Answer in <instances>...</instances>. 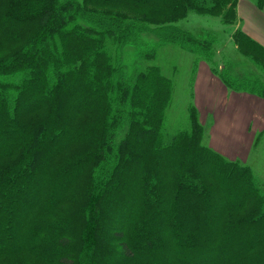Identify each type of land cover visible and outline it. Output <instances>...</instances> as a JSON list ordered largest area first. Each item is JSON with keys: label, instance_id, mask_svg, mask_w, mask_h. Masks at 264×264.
I'll list each match as a JSON object with an SVG mask.
<instances>
[{"label": "trees", "instance_id": "16d2710c", "mask_svg": "<svg viewBox=\"0 0 264 264\" xmlns=\"http://www.w3.org/2000/svg\"><path fill=\"white\" fill-rule=\"evenodd\" d=\"M237 1L0 0V264H264V188L203 143L192 104L170 128L174 83L154 63L175 46L192 74L205 61L264 98V51L240 28L260 75L218 71L216 41L176 25L231 24Z\"/></svg>", "mask_w": 264, "mask_h": 264}, {"label": "rangeland", "instance_id": "374dc122", "mask_svg": "<svg viewBox=\"0 0 264 264\" xmlns=\"http://www.w3.org/2000/svg\"><path fill=\"white\" fill-rule=\"evenodd\" d=\"M176 25L179 28L190 32L199 39L212 37L216 41V54L214 59L217 62L216 69L218 71H221L223 68L227 69L232 76L246 75L249 73H256L258 75L261 74L259 67H257L251 58L242 55L232 44L230 37L239 29L238 19H235L231 24L224 25L218 17H213L206 14L190 13L184 20L177 22ZM147 41L152 43L154 38L148 37ZM137 52L138 49L132 45L125 46L121 51L122 63L127 74L131 72L135 64ZM154 63L163 69L164 73L172 77L174 91L172 94L171 105L168 110V121L170 128H177V126L185 124L187 120V107L189 104H192L195 107L198 116L199 112L195 105L194 85L197 82L202 69L206 67L208 70H211V68L205 61H200L195 69L194 74H192L193 56L175 46L163 47L159 51ZM211 71L209 72L214 77V81L212 84H209L208 87L211 89L212 86L213 92L216 93L219 89V86L217 87L216 85L221 83L222 80L218 74ZM190 80H192L191 88ZM202 105L204 106L203 103ZM211 105L212 104L209 105V103L206 101L205 110L211 109L213 111L215 102L213 107H211ZM215 109L217 108L215 107ZM207 116H209V123L204 124L205 126H203V143L208 148L212 149L210 146V131L212 130V126L215 125L217 118L216 116L214 117L213 114L209 113V111L207 112ZM259 136L262 137L259 139ZM214 137L220 140V143L216 145L213 144V146H217L218 149L221 150L219 154H221L226 160L233 162L239 161L241 165L249 166L255 175L257 182L264 188V134H258L255 136L253 141L255 143H253L252 147L250 148L252 150L250 152L251 154L249 155L248 161L238 159V157H240V149L231 148L230 144L226 143V140L223 139V137L221 139V135H217L216 137V134H214L213 138ZM224 149L229 151V155H224ZM233 154L236 155V157H234L235 159H230Z\"/></svg>", "mask_w": 264, "mask_h": 264}, {"label": "crops", "instance_id": "0c3cea01", "mask_svg": "<svg viewBox=\"0 0 264 264\" xmlns=\"http://www.w3.org/2000/svg\"><path fill=\"white\" fill-rule=\"evenodd\" d=\"M236 12L241 32L264 51V5L259 8L255 0H238ZM235 48L237 50L236 46ZM209 71L211 70L204 67L194 85L195 105L199 112L198 121L203 127L205 126L204 124L209 123L208 111L214 117L216 116L215 125L212 126L210 131V146L212 150L218 154L221 152L217 146H213V144L220 143L218 138H213L214 134H216V137L221 135V139L223 137L231 148L240 149V157L238 159L248 161L252 150L250 148L255 143L253 142L255 136L264 134V98L247 92L230 90L223 81L216 85L217 87L219 86V89L215 93L212 90V86L211 89L208 87L214 81V77ZM206 101L209 105L212 104L211 107L214 106L215 102L213 111L211 109L205 110ZM261 137L259 136V139ZM224 155H229V151L224 149ZM234 157L236 155L233 154L230 159H235Z\"/></svg>", "mask_w": 264, "mask_h": 264}]
</instances>
